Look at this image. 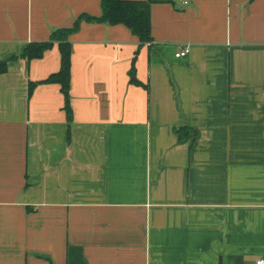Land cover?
I'll list each match as a JSON object with an SVG mask.
<instances>
[{"label": "crops", "instance_id": "1", "mask_svg": "<svg viewBox=\"0 0 264 264\" xmlns=\"http://www.w3.org/2000/svg\"><path fill=\"white\" fill-rule=\"evenodd\" d=\"M187 1L152 5V46L82 21L69 124L58 44L21 55L101 0H0V264L264 259V0Z\"/></svg>", "mask_w": 264, "mask_h": 264}, {"label": "trees", "instance_id": "2", "mask_svg": "<svg viewBox=\"0 0 264 264\" xmlns=\"http://www.w3.org/2000/svg\"><path fill=\"white\" fill-rule=\"evenodd\" d=\"M160 2H173V0H101L102 13L100 16L82 13L71 27L55 29L49 40L30 42L25 47L21 56L27 60H32L43 57L47 50L51 49L56 43L58 44L61 54L60 69L50 74L41 83H56L60 85L65 98L64 109L67 113L69 124L73 120L71 103L72 45L69 36L79 30L82 21L102 22L110 25L124 24L138 37L140 46H152L154 44V37L152 35L151 7L154 3ZM138 53L139 49L135 52L133 58L130 81L133 84L141 85L148 89V85L141 82L135 74V61ZM15 58L11 57L10 59L0 61V73L6 72L9 61ZM37 84L36 82L29 81V97L33 94ZM190 131L187 127H180L179 129L182 138L190 133Z\"/></svg>", "mask_w": 264, "mask_h": 264}, {"label": "built area", "instance_id": "3", "mask_svg": "<svg viewBox=\"0 0 264 264\" xmlns=\"http://www.w3.org/2000/svg\"><path fill=\"white\" fill-rule=\"evenodd\" d=\"M180 1L184 4L189 3V1H187V0H180ZM190 51H191L190 46H185L184 48L177 51L175 56H176V58H184L190 53ZM257 263L258 264H264V259L259 260Z\"/></svg>", "mask_w": 264, "mask_h": 264}]
</instances>
